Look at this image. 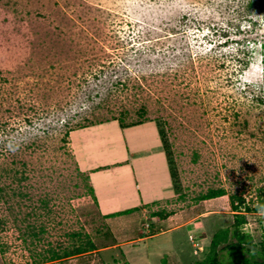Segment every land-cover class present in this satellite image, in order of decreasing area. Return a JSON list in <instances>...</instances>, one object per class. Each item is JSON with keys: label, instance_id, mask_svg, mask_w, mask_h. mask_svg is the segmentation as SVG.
Segmentation results:
<instances>
[{"label": "rangeland", "instance_id": "1", "mask_svg": "<svg viewBox=\"0 0 264 264\" xmlns=\"http://www.w3.org/2000/svg\"><path fill=\"white\" fill-rule=\"evenodd\" d=\"M235 214L263 264L264 0H0V264H195Z\"/></svg>", "mask_w": 264, "mask_h": 264}, {"label": "trees", "instance_id": "2", "mask_svg": "<svg viewBox=\"0 0 264 264\" xmlns=\"http://www.w3.org/2000/svg\"><path fill=\"white\" fill-rule=\"evenodd\" d=\"M222 195H224V190H215V191H209L208 194L203 197L204 199H210V198L220 197ZM238 201L240 202L241 205H243L244 202L242 199L238 198ZM234 209H238V207L234 206ZM245 210L249 211V208H245ZM132 211L133 210H126L123 212L116 213L115 215L121 214V213H130ZM234 220L235 221L233 222V225L235 226V229H234L235 233L233 236L236 237V244L230 245L227 242L228 241V230H227L228 228H225V229L221 228L212 235V238L210 241V249H209L207 256L203 260H200L199 262H196L195 264H223V262L219 259L217 255L218 253L217 248L219 247V245L223 244L225 245L224 247L231 248L236 245L241 247L244 243H249L250 240H248L246 236H242V234L236 231L238 226L244 223L243 222L244 217L241 214H235ZM93 249H94L93 244L89 240H87L85 244L83 245V247L75 248L73 253L80 255L84 251H92ZM263 250H264V246H263ZM163 264H166V263L163 262ZM232 264H251V263L248 258L241 255V258L235 261H232Z\"/></svg>", "mask_w": 264, "mask_h": 264}, {"label": "crops", "instance_id": "3", "mask_svg": "<svg viewBox=\"0 0 264 264\" xmlns=\"http://www.w3.org/2000/svg\"><path fill=\"white\" fill-rule=\"evenodd\" d=\"M205 227V225H203V228ZM197 231H201V229H199V230H197ZM204 231H205V229H204Z\"/></svg>", "mask_w": 264, "mask_h": 264}]
</instances>
